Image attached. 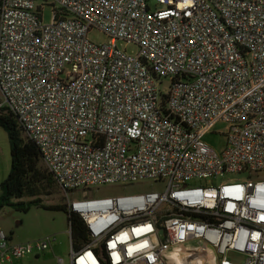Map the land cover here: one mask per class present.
Here are the masks:
<instances>
[{
    "label": "built area",
    "instance_id": "2783aa9c",
    "mask_svg": "<svg viewBox=\"0 0 264 264\" xmlns=\"http://www.w3.org/2000/svg\"><path fill=\"white\" fill-rule=\"evenodd\" d=\"M151 1L0 0V115L15 116L84 221L70 264H264V0ZM221 122L218 153L204 138ZM144 181L166 190L69 195ZM198 239L217 255L183 248ZM57 242L0 229V264Z\"/></svg>",
    "mask_w": 264,
    "mask_h": 264
},
{
    "label": "rangeland",
    "instance_id": "374dc122",
    "mask_svg": "<svg viewBox=\"0 0 264 264\" xmlns=\"http://www.w3.org/2000/svg\"><path fill=\"white\" fill-rule=\"evenodd\" d=\"M151 3L156 5V0ZM53 19L52 6L48 4L44 9L43 20L45 24H50ZM91 41L104 45L108 42L105 34L98 30H93L89 34ZM118 47L130 54H136L138 48L134 45H126L124 42H118ZM168 81L165 80L163 90H167ZM228 126L221 122L211 128V132L205 136L206 143L215 149L218 153L225 150L227 145L226 133ZM11 141L7 131L0 127V197L1 184L7 179L11 171ZM246 179V176L238 177ZM227 183V179H219L217 185ZM166 184L154 181L137 182L133 184H107L101 186H93L89 188H81L70 193L71 200H83L85 197L93 199L110 198L117 196L140 195L147 193H164ZM41 207H32L28 212L21 211L17 207L2 206L0 199V229L3 230L11 242L13 243H29L41 240L48 236H57L58 242L54 249L41 253L39 255H31L21 260H13L7 264H58V258H63L65 264H70V232L71 225L68 220V214L65 210L48 209L47 207H63L67 204L65 193L58 190L42 199ZM67 210V209H66ZM203 247L217 255L216 248L203 239L193 240L189 244L183 245L184 249ZM177 255L181 252H172Z\"/></svg>",
    "mask_w": 264,
    "mask_h": 264
},
{
    "label": "trees",
    "instance_id": "16d2710c",
    "mask_svg": "<svg viewBox=\"0 0 264 264\" xmlns=\"http://www.w3.org/2000/svg\"><path fill=\"white\" fill-rule=\"evenodd\" d=\"M0 127L9 134L11 141V171L1 184L2 206H13L28 212L32 207H41L42 199L59 188L53 176L46 169L38 147L28 140L23 128L12 114L0 115ZM65 210L72 229L75 248L87 241L83 219L74 213H68L66 206L47 207Z\"/></svg>",
    "mask_w": 264,
    "mask_h": 264
},
{
    "label": "crops",
    "instance_id": "0c3cea01",
    "mask_svg": "<svg viewBox=\"0 0 264 264\" xmlns=\"http://www.w3.org/2000/svg\"><path fill=\"white\" fill-rule=\"evenodd\" d=\"M54 249V248H53ZM25 259V258H24ZM21 260V259H20Z\"/></svg>",
    "mask_w": 264,
    "mask_h": 264
}]
</instances>
